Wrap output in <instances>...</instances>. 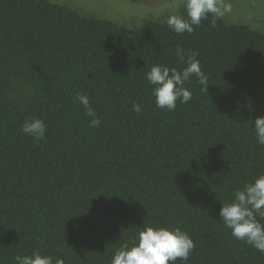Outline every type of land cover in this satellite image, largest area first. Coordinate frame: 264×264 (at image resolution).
Masks as SVG:
<instances>
[{
	"label": "trees",
	"instance_id": "16d2710c",
	"mask_svg": "<svg viewBox=\"0 0 264 264\" xmlns=\"http://www.w3.org/2000/svg\"><path fill=\"white\" fill-rule=\"evenodd\" d=\"M243 1L264 14V0ZM167 2L133 21L76 0H0V264L35 251L53 264H111L146 227L189 234L195 249L176 264H264L219 216L264 174L254 128L264 117V27L226 15L212 27L210 14L179 35L166 20L187 19L185 0ZM177 47L197 53L209 85L191 77V101L168 111L145 74L182 70ZM32 117L46 142L21 131Z\"/></svg>",
	"mask_w": 264,
	"mask_h": 264
},
{
	"label": "clouds",
	"instance_id": "9594fccd",
	"mask_svg": "<svg viewBox=\"0 0 264 264\" xmlns=\"http://www.w3.org/2000/svg\"><path fill=\"white\" fill-rule=\"evenodd\" d=\"M185 9L187 19L180 15H170L166 20L167 25L179 35L191 34L210 14L216 18L212 20V27H215L217 20L232 10L231 5L222 3V0H185ZM176 55L186 65L182 70L157 64L145 74L148 83L154 86L156 107L166 108L168 111L175 110L177 101L181 104L191 101L192 93L184 87L191 77L197 78L204 91H207L209 85L208 78L196 59V52L186 54L177 47ZM76 100L85 109V114L91 117L90 126H100L101 120L91 107L88 95L77 92ZM133 111L139 114L142 111L141 105L133 104ZM254 128L257 143L264 145V117L255 119ZM21 131L36 142H46L47 126L40 118L26 119ZM219 216L235 239L264 253V223H261L264 220V174L246 183L243 189L236 190L234 199L222 204ZM194 249V241L180 228L146 227L133 239L131 246L127 241L120 245L111 264H176L178 259L186 262ZM14 259L16 264H53L51 256L41 255L39 251L32 255H17ZM57 264L62 262L57 261Z\"/></svg>",
	"mask_w": 264,
	"mask_h": 264
},
{
	"label": "rangeland",
	"instance_id": "374dc122",
	"mask_svg": "<svg viewBox=\"0 0 264 264\" xmlns=\"http://www.w3.org/2000/svg\"><path fill=\"white\" fill-rule=\"evenodd\" d=\"M82 7L92 8L99 14L109 17L122 18L136 21L148 12L161 13L171 3L167 0H76ZM222 3L231 5V12L226 16L232 19L246 20L253 25L264 27V14L252 8L249 3L243 0H223Z\"/></svg>",
	"mask_w": 264,
	"mask_h": 264
}]
</instances>
